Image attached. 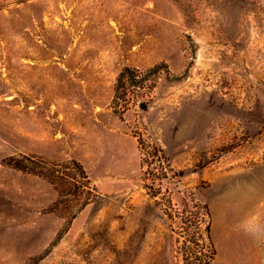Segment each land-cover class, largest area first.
<instances>
[{
    "label": "rangeland",
    "instance_id": "1",
    "mask_svg": "<svg viewBox=\"0 0 264 264\" xmlns=\"http://www.w3.org/2000/svg\"><path fill=\"white\" fill-rule=\"evenodd\" d=\"M0 264H264V0H0Z\"/></svg>",
    "mask_w": 264,
    "mask_h": 264
},
{
    "label": "trees",
    "instance_id": "2",
    "mask_svg": "<svg viewBox=\"0 0 264 264\" xmlns=\"http://www.w3.org/2000/svg\"><path fill=\"white\" fill-rule=\"evenodd\" d=\"M121 82V80H120ZM161 151H159L160 153ZM26 162H30V160L26 159V158H23V159H15V158H11L8 162H7V165L16 169V170H19V171H22V172H29L31 171L32 169H29L28 166H26L24 163ZM74 166H77L76 163H73ZM80 168V167H79ZM39 174H41L42 176L46 177L49 181H51L49 178H53L55 176V174L57 173L55 171V168L53 169H48L46 165H43L40 170H39ZM81 173L83 174L84 176V172L82 171L81 169ZM48 174V175H47ZM83 179L87 180L86 177H83ZM52 184H54L53 181H51Z\"/></svg>",
    "mask_w": 264,
    "mask_h": 264
}]
</instances>
